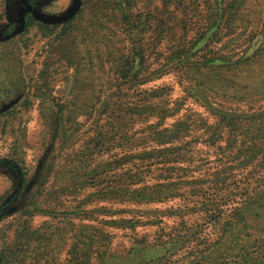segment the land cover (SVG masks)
I'll use <instances>...</instances> for the list:
<instances>
[{"label": "rangeland", "instance_id": "rangeland-1", "mask_svg": "<svg viewBox=\"0 0 264 264\" xmlns=\"http://www.w3.org/2000/svg\"><path fill=\"white\" fill-rule=\"evenodd\" d=\"M33 1L46 19L78 3ZM205 1L79 0L23 27L0 0V264H245L264 247L263 230L245 251L224 236L264 188V0H219L209 29Z\"/></svg>", "mask_w": 264, "mask_h": 264}, {"label": "trees", "instance_id": "trees-1", "mask_svg": "<svg viewBox=\"0 0 264 264\" xmlns=\"http://www.w3.org/2000/svg\"><path fill=\"white\" fill-rule=\"evenodd\" d=\"M132 1L133 0H121V2H125L129 6L131 5ZM194 1H199V2L202 1V2H205L204 4H206L207 2L205 0H194ZM213 1L218 2V3H216L217 6H215L216 13L213 17L214 23L213 25L212 23L210 25H208L207 23L208 29L211 28V26L212 28H214L220 16L225 14V7H224L225 5H223L219 0H213ZM169 2L170 4L174 3L173 6L176 7L177 5L184 4L185 2H187V0H163V3H162L163 8H165ZM31 13L32 15L29 17L28 21H26L24 26L26 25L29 26L33 24V17H35L34 15L35 12L32 11ZM39 24L41 27L45 26L41 23ZM160 30L161 32L165 31L162 28ZM176 52L178 54V57H180L181 55H184L186 51H185V48L183 47L181 49H178ZM145 61H146V53L144 52L142 56V61L140 63V68H143V63ZM130 67H131V70H129ZM114 68H116V72L119 73L117 75L118 78L121 79L122 77H127L129 75L128 71L131 72L133 70V62H131L130 66H129V60H127L126 62L123 61L122 63H116L114 65ZM140 68L137 69V71L135 72V75L137 74L138 70H139V73L141 72ZM233 129L234 128L232 127L231 130ZM229 140L232 141L231 136ZM195 190L198 192V194H204L203 192L205 189L203 187H197ZM207 205L208 204L204 205L205 209L207 208ZM220 205H221L220 203L214 202L212 203L210 207L208 206L207 214L208 216L211 217V219L218 220L224 215L223 212L225 209L223 208V205L221 206ZM262 214H264V188L259 189V190L252 189L250 190L248 194L245 195V198L241 200L237 206L234 207V209L230 212V216L228 215L229 220L226 221L225 223L228 227L227 229L225 228L227 231H225L224 229V236L226 234H230L228 237H233V239L235 240V243L234 245H232V247H230L227 250V252H229V250L232 251L233 249L238 250V251H245L247 247L256 246L255 243L252 244V239L259 238L258 233L261 232L262 230L264 231V226H261L262 222H264V218L262 217ZM258 247L260 248L262 247V249L260 250L259 248L258 250H256ZM258 247L253 249L255 250L254 254L247 253L246 258H245V264H264V247L263 246H258ZM209 257H210V254H205L204 260H206V258L208 259ZM216 262L217 261H214V262L211 261L210 264L216 263ZM229 264H231V260L229 261Z\"/></svg>", "mask_w": 264, "mask_h": 264}, {"label": "flooded vegetation", "instance_id": "flooded-vegetation-1", "mask_svg": "<svg viewBox=\"0 0 264 264\" xmlns=\"http://www.w3.org/2000/svg\"><path fill=\"white\" fill-rule=\"evenodd\" d=\"M17 18H13L11 16V8L9 5V10H8V14L11 16V23L10 24H25L26 21H28L29 17L32 15V11L35 12V8L37 7V5L40 4V1H33V0H20V2H18L17 0ZM1 36V35H0ZM1 40V37H0Z\"/></svg>", "mask_w": 264, "mask_h": 264}, {"label": "water", "instance_id": "water-1", "mask_svg": "<svg viewBox=\"0 0 264 264\" xmlns=\"http://www.w3.org/2000/svg\"><path fill=\"white\" fill-rule=\"evenodd\" d=\"M79 8V0L78 3L76 4V7L67 15L63 16V17H59L56 19H46L44 17L39 16L37 13H34L35 17H37L40 21L42 22H46V23H58V22H63L65 20H67V18L71 17L73 14L76 13V11ZM24 24V23H23ZM18 30H15L13 34L17 33Z\"/></svg>", "mask_w": 264, "mask_h": 264}, {"label": "crops", "instance_id": "crops-1", "mask_svg": "<svg viewBox=\"0 0 264 264\" xmlns=\"http://www.w3.org/2000/svg\"><path fill=\"white\" fill-rule=\"evenodd\" d=\"M22 26L24 27V24H22Z\"/></svg>", "mask_w": 264, "mask_h": 264}]
</instances>
